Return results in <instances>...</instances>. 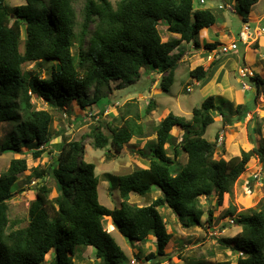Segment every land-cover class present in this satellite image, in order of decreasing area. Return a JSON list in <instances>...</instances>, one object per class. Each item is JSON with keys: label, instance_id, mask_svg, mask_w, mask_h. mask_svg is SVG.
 Wrapping results in <instances>:
<instances>
[{"label": "trees", "instance_id": "trees-1", "mask_svg": "<svg viewBox=\"0 0 264 264\" xmlns=\"http://www.w3.org/2000/svg\"><path fill=\"white\" fill-rule=\"evenodd\" d=\"M79 1L82 7L77 15L74 4ZM234 1L246 22L259 0ZM43 4L44 0H25L24 5L11 8L7 0H0V122L13 124L9 139L0 143V155L20 154L22 148H27L34 159H40L44 147L55 137L51 131L52 115L36 110L32 96L51 101L59 110L74 99L82 107L97 104L108 98L103 89H108L111 82L133 86L142 69L163 74L160 87L167 92L182 56L181 51L173 52L183 42L199 47L202 31L213 30L217 24L215 13L209 8L195 9L194 0H116L115 5L109 0H49L48 9ZM161 24L167 33L179 37L162 39ZM21 25L27 32L23 52ZM218 45L205 43L203 48L213 51ZM39 61L53 62L48 77L33 70L23 71L24 65ZM210 68L196 67L190 76L203 82L209 77ZM248 79L258 93L264 87V77ZM90 89L91 98L86 96ZM216 99L205 98L193 108L188 121L169 113L151 132L145 131L140 123L142 116L139 111H132V104H127L121 114L120 126L107 125L108 135L100 127L93 128V148L110 145L118 154L132 139L145 140L155 135L154 141L147 142L144 168L118 177L106 175L111 187L120 192L119 208L111 210L99 203L95 165L83 162L82 144L63 143L58 147L56 161L47 168L34 169L37 180L51 176L56 197H49L51 189L46 182L30 187L34 199L28 207L27 224L17 228L20 221L10 220L8 202L27 165L25 159H12L0 174V264H41L51 251L56 254L54 264H67L62 252L75 256L78 247L92 248L100 264H126V254L104 230L106 217L131 243L155 244V253L147 255L151 264L170 259L166 249L172 234L159 209H170L184 228L201 226L205 213L200 198L215 195L222 203L254 156L264 168V148L260 145L228 160L214 159L216 144L204 138L214 123L213 115L221 116L224 125L232 126L242 123L249 112L247 105H237L236 115L231 116L230 103L220 98L217 103ZM223 103H227V110ZM102 104L100 112L106 106ZM152 107L150 101L144 114H149ZM175 127L182 131L180 141L172 135ZM181 153L186 155L184 164L179 160ZM153 189L160 190L161 196L150 204L129 203L131 194L144 197ZM212 213L207 210L209 225L213 222ZM234 223L241 231L218 239L221 247L244 255L237 264H264V210L241 211Z\"/></svg>", "mask_w": 264, "mask_h": 264}, {"label": "rangeland", "instance_id": "rangeland-1", "mask_svg": "<svg viewBox=\"0 0 264 264\" xmlns=\"http://www.w3.org/2000/svg\"><path fill=\"white\" fill-rule=\"evenodd\" d=\"M48 1L44 0V8L48 9ZM115 5L116 0H109ZM25 0H7V5L11 8L24 5ZM77 15L82 7V2L74 4ZM221 7V8H220ZM194 8H209L217 16L216 28L202 32L198 39L199 47L192 44L181 43L178 51L182 52L179 65L175 71L174 83L169 91L161 89L160 83L163 74L153 71H140L141 77L133 86L120 84V82H111L103 93L108 96L97 104L81 106L75 99L70 104H66L63 110L56 109L51 101H46L36 96L31 97V102L36 110L48 111L53 117L51 131L55 137L50 144L44 147V154L40 159L32 157L30 149L22 148L21 153L6 152L0 155V174L3 173L12 159H25L27 171L18 176L17 183L13 186V192H16L13 198L8 202V216L11 221L18 220L23 227L27 224L28 207L34 199V192L30 189L34 185L46 182L51 189L50 198L56 197L55 183L50 175L44 179L34 178V169L47 168L57 159L58 147L63 143L80 142L82 144V159L85 163L95 165V174L99 179L98 200L99 203L108 208H119L122 198L118 189L111 187L106 175L115 177L131 173L137 168H144L147 163L144 159L147 151V142L154 141L155 135L147 137L145 140L132 139L125 144L121 153H115L111 146L104 149H95L92 146V130L100 127L105 135L109 134L107 125L120 126L123 123L121 114L124 113L127 104L135 105L132 111H139L142 116L140 123L146 132H151L154 125H157L169 113H173L185 120L192 117L193 108L199 107L205 98L214 96L228 101L231 116H235V107L237 105H247L249 112L244 117L242 123L232 126L224 125L221 116H214V123L210 125L204 138L216 144L214 159L228 160L231 157L240 155L241 151H250L254 147L264 148V87L260 88L258 93L252 86L248 77L259 75L264 77V59L254 56L259 45L264 47V34L261 28H264V0H259L252 7L250 22L244 23L241 15L237 12L234 0H204L200 5L198 0H194ZM233 9V11H231ZM248 20V19H247ZM248 20V21H249ZM79 21V18H78ZM251 33V39L243 44L238 40V34L241 30ZM92 30L93 27H90ZM162 39L178 38L177 35H171L164 29V25L159 27ZM19 34L22 44L20 51L23 52V41L27 37L24 25L19 26ZM236 41L237 50L229 51L228 48L232 42ZM218 42L219 45L213 50L203 48L205 43ZM87 41H85V46ZM225 49V50H224ZM253 53L250 63L244 54ZM228 61H230L228 63ZM52 61H39L29 63L23 66V71L40 72L41 77L49 75V68ZM214 65L210 68L211 64ZM249 65H248V64ZM202 67L204 70L210 68L209 77L203 82H197L190 76V72L196 67ZM260 68V69H259ZM121 87V88H118ZM93 90L90 89L86 96L92 97ZM216 99L217 103L221 101ZM153 102L152 110L149 114H144L149 102ZM51 102V103H50ZM104 104L100 112V105ZM102 104V105H103ZM227 110V103H223ZM13 129V124L0 122V143L9 139ZM172 135L178 141L182 131L175 127ZM109 151V153H108ZM143 154H141V152ZM171 155V154H170ZM180 163L184 164L186 155L181 153ZM161 196L158 189L144 197L131 194L129 203L137 206L148 205L155 198ZM200 204L205 215L201 218V226L184 228L178 218L167 207L159 209L162 215L166 229L172 234L171 243L166 252L170 259H162L158 264H218L230 263L237 264L239 258L244 255L239 252H232L224 249L218 242L221 238H230L241 231L236 227L234 218L239 212L248 209L264 210V168L257 157H252L245 167V171L235 182L232 193L224 195L222 203H218L215 195L209 199L200 198ZM213 211V222L207 224V210ZM233 213V214H231ZM104 230L108 232L120 246L128 258L126 264H151L147 260L149 253H155V244L149 243H131L124 238L112 224L109 217L104 218ZM55 252L51 251L41 264H54ZM63 258L67 264H100L94 258V251L90 247H78L75 256L62 252Z\"/></svg>", "mask_w": 264, "mask_h": 264}, {"label": "built area", "instance_id": "built-area-1", "mask_svg": "<svg viewBox=\"0 0 264 264\" xmlns=\"http://www.w3.org/2000/svg\"><path fill=\"white\" fill-rule=\"evenodd\" d=\"M199 4H204V0H198ZM221 8V7H220ZM231 11H233V9H231ZM248 26H246L245 30H241L239 32V34L237 35L238 36V40L240 42H242L243 44H246L249 42V40L251 39V33L248 31ZM261 33L264 34V28H261ZM237 43L236 41L232 42L230 44V47L228 48L229 51H235L237 50ZM225 50V49H224ZM241 254V253H240Z\"/></svg>", "mask_w": 264, "mask_h": 264}, {"label": "crops", "instance_id": "crops-1", "mask_svg": "<svg viewBox=\"0 0 264 264\" xmlns=\"http://www.w3.org/2000/svg\"><path fill=\"white\" fill-rule=\"evenodd\" d=\"M255 6V5H254ZM251 12H252V9H251V11H250V13L248 14V16L246 17V19H250L251 18ZM262 19H264V14L262 15V17H261ZM248 20H246V22H244V23H248V22H250V20L248 21ZM206 30H208V29H204L202 32L203 33H205L206 32ZM257 48V47H256ZM255 48V53H254V56L255 55H258V57H259V59H264V47L263 46H261V45H259V48L258 49H256ZM253 54V53H252ZM251 53H248L247 54V52H246V54H244L245 55V57L246 58H248L249 59V61H247V62H249L250 63V59L252 58V55ZM247 59V60H248ZM248 64V63H247ZM249 65V64H248ZM260 69V68H259Z\"/></svg>", "mask_w": 264, "mask_h": 264}, {"label": "clouds", "instance_id": "clouds-1", "mask_svg": "<svg viewBox=\"0 0 264 264\" xmlns=\"http://www.w3.org/2000/svg\"><path fill=\"white\" fill-rule=\"evenodd\" d=\"M201 5V4H200ZM263 34V33H262Z\"/></svg>", "mask_w": 264, "mask_h": 264}]
</instances>
